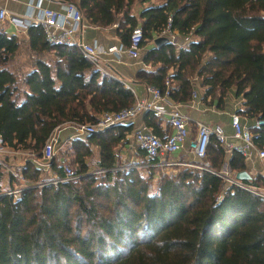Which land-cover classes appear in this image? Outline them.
I'll list each match as a JSON object with an SVG mask.
<instances>
[{
    "label": "trees",
    "instance_id": "trees-1",
    "mask_svg": "<svg viewBox=\"0 0 264 264\" xmlns=\"http://www.w3.org/2000/svg\"><path fill=\"white\" fill-rule=\"evenodd\" d=\"M58 1L74 4L93 26H115L126 46L140 27L142 60L152 69L135 79L159 87L169 80L175 102L191 100L195 78L206 104L222 108L232 91L235 113L251 121L254 143L264 148V126L255 123L264 118V0L259 15L247 12L250 0ZM169 18L184 38L179 47L165 34ZM161 36L168 41L157 46ZM26 37L56 63L12 71L21 36L0 23V137L29 155L13 166L0 157V264H264V197L246 188H264V172L236 179L248 171L246 156L235 149L228 156L215 135L193 165L163 167L138 150L141 160L123 168L118 152L131 126L121 123L63 140L65 150L43 171L37 161L57 127L95 123L135 95L78 46L49 43L41 26L28 27ZM163 120L144 113L145 126L165 138ZM66 165L73 177L53 182ZM225 170L245 187L226 183Z\"/></svg>",
    "mask_w": 264,
    "mask_h": 264
},
{
    "label": "built area",
    "instance_id": "built-area-1",
    "mask_svg": "<svg viewBox=\"0 0 264 264\" xmlns=\"http://www.w3.org/2000/svg\"><path fill=\"white\" fill-rule=\"evenodd\" d=\"M57 0H45V4L35 9V4L29 6L28 11L22 16L11 15L5 8H0V22L8 21L17 28L26 30L30 26H41L44 29L46 39L51 44L78 46L81 52L96 66V60L99 50L97 45L84 43L80 39L82 30V16L78 8L71 3H62L56 8ZM165 34L172 42L177 44V36L171 29L170 18L167 24ZM143 32L140 27L131 30L129 36V45L123 43L120 45L110 46L108 52L115 54L116 57L125 54L130 57L141 55V42ZM172 84L169 80L165 81L164 87L147 85L142 97L135 96L132 105L116 111H105L98 115L95 123L75 124L74 132L76 135H86L93 132L102 131L108 127L127 123L134 120L139 114L150 112L158 117H165L169 121L171 131L165 138H161L147 127L135 129L131 136L134 140L132 147L133 154L138 155V150L145 153L147 160L159 158L160 166H172L174 164H183L177 161L174 156L176 152L184 148L185 143L188 145V153L192 154L194 159L201 160L206 155L207 146L211 135H215L227 150H237L243 155H247L251 149L256 150L257 156L264 164V148L259 149L253 140V134L247 126L241 123L240 117L234 113L231 115V136L226 135L221 124H206L201 121L196 123V133L193 134L188 127L187 118L183 113L173 106ZM134 93V92H133ZM135 95V94H134ZM195 90L192 97H196ZM257 126H264V118L256 119ZM57 127L47 138L43 150L42 160L37 161L43 171H47V162L55 155V148L60 139ZM232 137L237 140L235 143L229 140ZM13 150L2 145L0 137V152L10 153ZM24 152V151H22ZM25 154V152H24ZM33 159V157H31ZM26 160V159H25ZM24 160V161H25ZM22 160L21 163H24ZM73 177V171L70 166L64 167V175L61 178L54 177L53 182L64 181ZM221 177L226 183L243 186L240 181L230 177L228 172L222 171ZM251 192L264 197V188H248Z\"/></svg>",
    "mask_w": 264,
    "mask_h": 264
},
{
    "label": "crops",
    "instance_id": "crops-1",
    "mask_svg": "<svg viewBox=\"0 0 264 264\" xmlns=\"http://www.w3.org/2000/svg\"><path fill=\"white\" fill-rule=\"evenodd\" d=\"M64 2L56 1V8L60 7V5ZM35 4V9L41 7L45 4V0H0V8H5L11 15L22 17L29 9V6H33ZM247 12L250 15H259L262 13V3L261 0H250L246 4ZM10 33H17L21 36V47L18 50L15 58L11 62L10 68L12 71L17 72L19 74H27L29 73L35 66L38 60L48 61L52 65L56 63V57L53 54H42L36 53L31 50L30 43L26 37V30L22 28H17L15 25L8 23V21L0 22ZM82 30L80 34V39L84 43L88 44H96L99 50V54L97 55L98 68L112 77H116L122 82L129 86L131 91L134 92L135 96L142 97L145 93V88L147 85L139 83L136 81L135 76L138 70L140 69H152L150 66H147L143 60L142 56L138 57H130L125 54H122L118 57L111 52H108L110 46L120 45L123 42L120 37L117 35L116 27H96L91 25L86 20L82 19L81 22ZM264 30H260L258 35L264 39ZM184 44V38L177 37V46H181ZM145 48L141 50V52H145ZM143 55V53H141ZM55 68V67H54ZM155 68V67H154ZM193 86L195 88V92L197 93L196 97H192L191 100L186 102H173V106L177 107L183 115L187 118V124L189 129L193 132L196 131V123L197 121L204 122L206 124L214 125L221 124L226 135L231 136L232 127H231V115L235 113V110L239 108L240 102L238 99L234 97L232 91H230L232 96H229L228 102H225V105L221 107H217L216 104H206L201 98L204 93V89H202L199 85L198 79L193 80ZM235 99H234V98ZM251 121L247 119H242L241 123L248 127ZM126 125L131 126V131L126 135V143L121 145L119 153L129 155L133 154V146L134 140L131 136V133L139 128L144 127V113L139 114L134 120L129 121ZM163 130L162 133L164 137L168 135L171 131V126L167 118L164 117L162 121ZM146 127V126H145ZM60 140L63 141L67 138H72L76 135L74 132V126L72 124L64 125L59 130ZM159 136V135H158ZM161 137V136H160ZM162 138V137H161ZM229 140L235 143L237 140H234L232 137H229ZM231 150H228V156H230ZM13 154V156L23 155L24 152H10L9 154ZM129 154V155H128ZM178 155L185 156L192 154L188 153V145L185 143L184 148L176 152L174 158ZM14 161H17L16 159ZM22 161V160H21ZM8 164H13L8 160ZM246 166L248 171L251 174H255L257 172H264V166L261 164V161L258 159L257 152L254 149H251L250 152L246 155Z\"/></svg>",
    "mask_w": 264,
    "mask_h": 264
},
{
    "label": "rangeland",
    "instance_id": "rangeland-1",
    "mask_svg": "<svg viewBox=\"0 0 264 264\" xmlns=\"http://www.w3.org/2000/svg\"><path fill=\"white\" fill-rule=\"evenodd\" d=\"M264 34V33H263ZM10 68L11 67V63H10ZM231 94L230 92L227 94L226 98H225V102L227 103L228 102V98L229 96H232V95H229ZM234 98V97H233ZM235 99V98H234ZM225 105V104H224ZM60 140V139H59ZM66 148V145H63L62 144V141L60 140V142L58 141L57 145H56V148H55V154L56 155H59L61 151H64ZM13 152H17V151H13ZM25 154H21V151H19V153L21 155L19 156H13L14 153L12 154H9V153H4V152H0V157H2L3 159H7V165L9 166L8 164V160L13 163V164H17V163H20L21 164V160H25L27 157H29L28 153L26 151H24ZM119 153V152H118ZM129 155V154H128ZM118 158L123 161V168H125V166H128V164L130 163V165H132L133 167L135 166L134 163H136L137 161H140L141 160V152L140 154L138 155H125V154H118ZM17 160V161H14V160ZM70 159V158H69ZM176 160L179 161V162H182L183 164H174V165H181V166H184V165H193L195 164V162L197 161L196 159H194V157L190 156V155H185V156H181V155H178L176 157ZM128 161V162H127ZM128 163V164H127ZM127 164V165H126ZM129 165V166H130ZM141 167V166H139Z\"/></svg>",
    "mask_w": 264,
    "mask_h": 264
},
{
    "label": "water",
    "instance_id": "water-1",
    "mask_svg": "<svg viewBox=\"0 0 264 264\" xmlns=\"http://www.w3.org/2000/svg\"><path fill=\"white\" fill-rule=\"evenodd\" d=\"M166 41H168V38L167 37H164V36H161V37H158V38L155 39V44L157 46H159L163 42H166ZM235 177L238 180H245V179H251L253 176H252V174L249 171L245 170V171H241V172L237 173L235 175Z\"/></svg>",
    "mask_w": 264,
    "mask_h": 264
}]
</instances>
